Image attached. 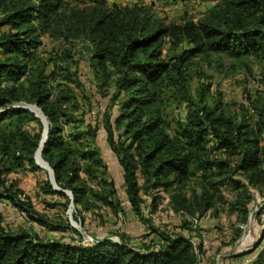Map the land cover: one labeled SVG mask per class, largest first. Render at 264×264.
<instances>
[{
  "label": "trees",
  "instance_id": "trees-1",
  "mask_svg": "<svg viewBox=\"0 0 264 264\" xmlns=\"http://www.w3.org/2000/svg\"><path fill=\"white\" fill-rule=\"evenodd\" d=\"M71 1L0 0V197L43 222L30 196L6 177L15 167L34 163L46 129L33 111L16 105L27 103L36 104L48 120L41 155L72 198L50 181L45 191L60 195L66 209L73 202L75 219L100 205L125 212L97 143L103 128L136 214L142 215V192L153 195L156 208L159 195L153 191L171 188V207L184 216L217 215L225 207L247 221L248 185L264 187V99L249 94L248 104L226 102L209 84L193 95L187 70L195 58L218 71L224 60L233 61L229 71L238 64L251 71L257 63L264 80V0H218L198 19L168 23L152 12L153 3L89 0L79 6ZM52 29L87 42L91 66L112 77L111 105L94 125L72 135L64 129L75 120L79 101L68 84L52 87L50 80L66 70L58 59L79 60L66 50L49 60L50 73L48 61L35 65L41 35ZM166 47L181 52L165 54ZM217 55L222 58L213 61ZM181 104L187 106L183 117L173 112ZM225 187L236 192L233 200L226 198ZM1 221L0 215V264H200L204 254L203 242L196 245L183 233L155 225L149 226L155 237L136 247L123 238L44 239ZM248 264H264V248Z\"/></svg>",
  "mask_w": 264,
  "mask_h": 264
},
{
  "label": "rangeland",
  "instance_id": "rangeland-1",
  "mask_svg": "<svg viewBox=\"0 0 264 264\" xmlns=\"http://www.w3.org/2000/svg\"><path fill=\"white\" fill-rule=\"evenodd\" d=\"M105 1L110 4L116 2L121 5L133 3L151 5L153 3L152 12L163 19L165 23H168L181 22L187 17L198 19L218 0ZM86 2L89 3V0L71 1L73 5L78 4L79 6H83ZM4 29H8V27ZM40 39L41 44L36 51L35 65L37 62L43 64L48 61L46 73H50L53 68V63L49 60L58 59L57 55L62 54L63 51L69 50L79 60L78 64H74L70 60L62 62L61 59H58V64H63L62 66L66 67V70H62V73L59 72L57 78H51L50 82L52 87L68 84L73 89L77 101H79V108L74 112L75 120L65 125V134L72 135L78 130L83 131L87 124L94 125L97 119L102 117L108 105H111L112 77L106 78L91 66L87 50L88 44L84 40L79 38L66 39L60 35L59 31L56 32L53 29L42 34ZM164 52L165 54L167 52L179 54L181 50L174 52L166 47ZM63 57H65L64 54ZM220 58L222 57L217 55L212 57V60L216 61ZM41 59L42 61H40ZM194 61L195 63L187 70V74L190 76L189 87L193 95L198 96L202 87L209 84L210 92L213 95L220 94L226 102H245L248 104L246 97L249 94L252 97L259 96L264 99V80L260 78L263 67L260 64H252L251 71L243 69L241 64H236L235 69L229 71L228 67L233 61L224 60L221 66L222 71H218L212 65L209 66L207 62L196 58ZM173 109L174 114L180 117L185 116L187 112L186 104L173 107ZM97 143L115 181L124 213L115 214L110 207L100 205L93 210L84 212L81 221L75 219L74 207L72 209L70 207L64 208V199L60 195L45 191V184L51 182L50 174L46 167L37 164L34 157V163L13 168L6 177L7 182L12 179L17 187L22 188L30 196L35 209L44 215L43 222L30 219L26 212L18 209L10 200L0 197L2 225L12 230L29 229L44 239L54 238L75 243H87L106 237L114 240L123 238L136 247L142 241L149 242L155 237V234L151 233L149 229L150 225H155L183 233L190 237L196 245L203 242L204 246L217 249V253L223 249L225 254H232L237 251L238 253L246 252L256 255L259 249L264 248V239H262L264 187L248 185L252 198L248 204L247 221H241L236 213L229 212L225 207L220 208L217 215H213L210 211L197 218L184 216L171 207V188H159L160 190L153 191L159 195L156 208L152 206L153 195L142 192L145 202L142 205V215H138L131 209L125 192L122 167L107 143L106 132L103 128L99 130ZM84 177L90 181V184L96 183L89 176L84 175ZM223 193L228 200H233L236 192L230 187H225ZM56 225L58 228H53ZM239 229L241 231L240 236L236 240H232ZM257 243L260 245L257 250L253 251ZM218 257L222 258V253Z\"/></svg>",
  "mask_w": 264,
  "mask_h": 264
},
{
  "label": "crops",
  "instance_id": "crops-1",
  "mask_svg": "<svg viewBox=\"0 0 264 264\" xmlns=\"http://www.w3.org/2000/svg\"><path fill=\"white\" fill-rule=\"evenodd\" d=\"M217 250V249H216ZM214 249H211L210 247L204 246V254L201 255L200 264H216L218 258V255L222 253L221 262L222 264H248L254 257L255 254L251 253H238L237 251L235 253H223V249L217 253V251Z\"/></svg>",
  "mask_w": 264,
  "mask_h": 264
},
{
  "label": "water",
  "instance_id": "water-1",
  "mask_svg": "<svg viewBox=\"0 0 264 264\" xmlns=\"http://www.w3.org/2000/svg\"><path fill=\"white\" fill-rule=\"evenodd\" d=\"M17 106H23L24 108H28V109H30L31 111H33L34 113H35V115L37 116V117H39L40 119H41V121L43 122V124H45L44 122H46V125H47V133H48V120H47V118H46V116L43 114V112L41 111V109H40V111H41V115H38L33 109H31L27 104H24V105H18V104H16ZM15 105V106H16ZM34 105H36V104H34ZM46 138H47V136H46ZM40 148V147H39ZM38 148V149H39ZM38 149L36 150V152L38 151ZM42 149H43V146L41 147V152L40 153H42ZM34 157L36 158V153H35V155H34ZM41 159H42V162L44 163V164H42V163H40V162H38V160H37V164H39V165H41L42 167H46V169H48V171H49V174H50V180H51V183L53 184V187H54V189H56V190H58V191H63V192H65L67 195H69L70 196V198H72V193L69 191V190H66V189H62L61 187H59L58 185H57V183H56V181H55V179H54V172H53V169L50 167V165L43 159V157H42V155H41ZM74 207V205H73V202H71V204H70V208L72 209Z\"/></svg>",
  "mask_w": 264,
  "mask_h": 264
},
{
  "label": "bare ground",
  "instance_id": "bare-ground-1",
  "mask_svg": "<svg viewBox=\"0 0 264 264\" xmlns=\"http://www.w3.org/2000/svg\"><path fill=\"white\" fill-rule=\"evenodd\" d=\"M25 104H27V103H25ZM31 109H33L34 111H38L40 114H38V115H41V111H40V109L37 107V105H34V104H27ZM32 105V106H31ZM45 124H44V126L46 127V129H45V132H44V134H43V138H42V140H41V142H40V145H39V149H38V151L36 152V159L38 160H40V162L42 163V164H44L43 162H42V159H41V147L43 146V143H44V141L46 140V136H47V125H46V122H44ZM39 160H38V162H39Z\"/></svg>",
  "mask_w": 264,
  "mask_h": 264
},
{
  "label": "built area",
  "instance_id": "built-area-1",
  "mask_svg": "<svg viewBox=\"0 0 264 264\" xmlns=\"http://www.w3.org/2000/svg\"><path fill=\"white\" fill-rule=\"evenodd\" d=\"M216 264H222V262H221V259H220V258H218V260H217Z\"/></svg>",
  "mask_w": 264,
  "mask_h": 264
}]
</instances>
